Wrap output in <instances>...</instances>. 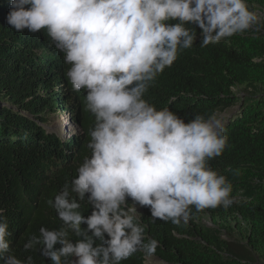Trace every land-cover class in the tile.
<instances>
[{
    "label": "clouds",
    "instance_id": "1",
    "mask_svg": "<svg viewBox=\"0 0 264 264\" xmlns=\"http://www.w3.org/2000/svg\"><path fill=\"white\" fill-rule=\"evenodd\" d=\"M261 16L246 0H9L7 25L17 32L46 30L69 65L74 91H85L94 118L77 176L48 204L62 226L40 228L24 251L40 247L51 264H121L137 252L155 254L139 208L153 220L187 224L196 212L235 202L233 187L209 161L228 146L225 123L195 115L185 121L157 110L145 94L181 51L259 31ZM175 23H172V22ZM90 205L89 215L80 211ZM131 205V207H129ZM0 209V261L34 264L11 254V232ZM78 237L73 241L70 236Z\"/></svg>",
    "mask_w": 264,
    "mask_h": 264
},
{
    "label": "trees",
    "instance_id": "2",
    "mask_svg": "<svg viewBox=\"0 0 264 264\" xmlns=\"http://www.w3.org/2000/svg\"><path fill=\"white\" fill-rule=\"evenodd\" d=\"M246 2L249 8H264V0ZM8 11L9 0H0V209L12 234L11 254L51 264L40 255L42 246L27 252L23 246L39 236L41 227L62 226L48 201L76 178L91 155L87 144L95 118L84 108L85 91H74L68 82L69 65L46 30L17 32L6 23ZM195 31L193 47L179 53L144 98L186 122L239 106L225 123L228 146L209 161L232 184L235 202L227 210L193 208L192 219L181 225L153 220L148 208H139L146 237L160 247L153 255L137 252L121 264H145L146 257L162 264H264V34L249 30L200 47L201 30ZM59 113L77 127L68 138L44 127ZM80 211L90 214L86 200ZM221 231L233 241L221 239Z\"/></svg>",
    "mask_w": 264,
    "mask_h": 264
},
{
    "label": "rangeland",
    "instance_id": "3",
    "mask_svg": "<svg viewBox=\"0 0 264 264\" xmlns=\"http://www.w3.org/2000/svg\"><path fill=\"white\" fill-rule=\"evenodd\" d=\"M249 9L261 16L262 19L259 25V30H261V32L264 34V8L254 7ZM252 30L256 31L255 26ZM238 111H239V106L235 105L232 108L226 110L225 112L216 114L215 117L222 120L224 123H227V121L230 118H232L235 114H237ZM44 127L47 131L55 133L58 137H62V138H68L70 135L78 131L77 127L69 121V118L65 113H59L56 116H52L50 118V122L46 124ZM203 222L206 225V227L207 226L211 227L208 221H203ZM219 234L218 236L221 237V239L226 241H233L231 239V236L230 235L227 236L223 231H221ZM232 238L236 240L237 239L236 234H233ZM145 264H162V262H160L159 260L153 257H146Z\"/></svg>",
    "mask_w": 264,
    "mask_h": 264
}]
</instances>
